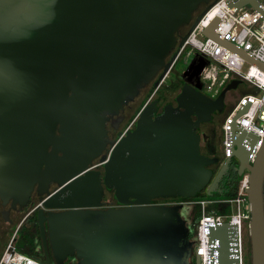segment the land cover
I'll use <instances>...</instances> for the list:
<instances>
[{
  "label": "water",
  "instance_id": "1",
  "mask_svg": "<svg viewBox=\"0 0 264 264\" xmlns=\"http://www.w3.org/2000/svg\"><path fill=\"white\" fill-rule=\"evenodd\" d=\"M211 1L0 0V198L21 210L38 184L41 236L46 248L49 238L57 261L77 253L79 264H188V254L175 247L186 234L172 238L165 228L182 221L179 206L152 200L193 197L210 182L207 166L217 159L201 153L197 128L223 111L240 81L209 97L200 80L208 61L194 57L181 74L186 84L177 106L166 104L154 117L158 100L148 102L170 68L180 28L194 20L192 29ZM202 4L207 8L194 18ZM245 5L261 10L258 0L232 3ZM217 23L204 34L264 70L224 41ZM151 82L134 128L116 142L108 139L109 117ZM246 135L237 138L234 156L239 177L248 171L251 264H264V143L251 164L242 145ZM98 158L105 161L103 175L93 167ZM51 182L58 187L54 194ZM105 188L114 190L120 207L104 208ZM45 208L63 210L46 214ZM234 236L229 222L211 229V240L220 242L219 264H238Z\"/></svg>",
  "mask_w": 264,
  "mask_h": 264
},
{
  "label": "built area",
  "instance_id": "2",
  "mask_svg": "<svg viewBox=\"0 0 264 264\" xmlns=\"http://www.w3.org/2000/svg\"><path fill=\"white\" fill-rule=\"evenodd\" d=\"M235 1L212 0L211 7L191 29L194 20L192 21L187 31L189 34L186 40L179 41L170 56V59L172 58L170 68L160 81L159 87L167 81L176 64L190 54L193 55V58L203 57L208 61L200 75L203 89L206 87L207 90L213 92L216 88L219 94L232 80L240 81L233 90H236L243 82L247 84L249 91L238 95L236 93L235 100L228 106V112L224 115L221 126L223 136L221 155L224 161L228 158H236L234 156V151L238 148L236 140L243 131H246L247 135L242 145L250 152L249 162L252 164L264 143V70L250 63L228 46L220 44L204 34V30L218 18L215 32L224 41L230 42L264 64V0H258L261 10L254 9L249 5L233 7L232 3ZM246 106H248L247 110L243 111ZM135 120L136 118L131 124ZM100 164L102 163L94 164L93 167ZM247 187L248 171H245L239 181L237 196L234 199L217 201L224 204L228 212L224 211L218 214L204 212L202 214L196 227V248L194 250V254L200 258L201 264H219L220 242L218 239L212 241L210 235L212 228L222 226L225 222L235 226V236L233 237L235 241L231 243L234 245L232 250L236 251L234 256L237 257L238 264H243L242 221L248 219L250 213V203L245 191ZM234 204L238 207V213L231 211ZM200 205L204 207V202H201ZM41 206L42 201L30 209L27 216ZM20 225L21 223L5 247L0 264H44L40 257L27 254L18 246L16 236Z\"/></svg>",
  "mask_w": 264,
  "mask_h": 264
},
{
  "label": "flooded vegetation",
  "instance_id": "3",
  "mask_svg": "<svg viewBox=\"0 0 264 264\" xmlns=\"http://www.w3.org/2000/svg\"><path fill=\"white\" fill-rule=\"evenodd\" d=\"M178 42L180 41V37L178 38ZM173 54V51L172 53ZM170 54V56H171ZM170 56L168 57L167 61H169ZM173 73V72H172ZM171 73V74H172ZM171 75L169 76L168 80L163 83L154 95L152 96L151 100L148 102L150 103L153 100H158V108L154 113V117H157L162 114L163 108L166 104H173L177 106L176 97L182 91L183 86L186 84V80L181 75H178L174 79H170ZM153 86V82L148 85H145L141 90L139 95L127 105L124 106V109L120 111L118 115L110 116L109 120L107 121V130H108V139L113 140L116 142L121 136H125L126 131L133 129L136 120L139 117L138 107H134V103L136 99L143 95V99L146 95L150 92ZM203 91V88H202ZM226 107V102H225ZM224 107V109H225ZM224 109L222 112H215L213 114L212 120L201 122L199 127L197 128V132L200 135V151L203 155L208 156L212 159H217L215 162L209 164L207 167L213 171L212 177L210 182L202 188L201 191L198 192V196L191 199V197H182V196H175V197H158L152 200L153 205H161L167 207H175L179 206L178 213L182 219L179 223H170L165 224V228L168 231V236L172 238L177 237H184L183 234H186V239H179L175 240V247L177 248V252L182 256L188 254L187 260L188 264H200L198 257L194 254V250L196 248V234H197V224L201 220L202 214L211 207H224V204H220L217 201H222V195L230 189V178H235V167L240 166V162L237 158H233L224 174L223 178L219 181L216 189L213 192H209V188L214 181V178L224 165L225 161L222 159L221 151H222V131L215 126L216 124V116L220 117L224 114ZM136 118L133 124L132 121ZM195 119V117H194ZM60 135L59 131L56 132ZM109 147V146H108ZM61 155L62 153L59 152ZM102 163L95 168L104 174V162L100 160V158L94 161V164ZM49 190L51 194H54L57 190V184L55 182H51L49 185ZM202 196L203 199L201 198ZM43 196L38 194V184L34 186V190L31 193L29 203L23 209H19L18 207L12 208L11 201L5 203L0 198V258L4 251V245L2 244V239L9 234L13 227L20 225V242L27 240L29 237L33 236L35 238L36 248L35 251L38 256L43 260L44 264H79L80 258L77 256V253L67 256L63 261H57L56 257L54 256L53 249L48 238V231H47V248L44 245L43 238L41 236V227L38 222V213L39 208L35 210L34 215L31 214L27 216L26 212L30 206H32L36 201L41 202ZM103 201H106L104 208L108 207H120L119 204L114 196V190H109L105 188L104 190V197ZM204 202V207L201 204ZM43 206V205H42ZM226 209V208H224ZM224 209H220L221 212H224ZM63 209L56 208V209H47L45 208V213L48 214L49 211H53L54 213L60 212ZM29 211V210H28ZM47 229V227H46ZM171 238V239H172ZM250 259H251V245H250Z\"/></svg>",
  "mask_w": 264,
  "mask_h": 264
},
{
  "label": "rangeland",
  "instance_id": "4",
  "mask_svg": "<svg viewBox=\"0 0 264 264\" xmlns=\"http://www.w3.org/2000/svg\"><path fill=\"white\" fill-rule=\"evenodd\" d=\"M189 27V26H187ZM193 58V55L190 54L189 56L187 55V57L185 56L184 58H182L177 64L175 69L173 70V73L171 74L170 79H174L175 77H177L178 75H181L184 71H186V69L188 68L189 63L191 62ZM168 80V79H167ZM204 93L206 95H208L209 97H213L216 98L218 96V92L216 91V88L214 89L213 92H210L209 90H207L206 87H204ZM249 91V87L247 84H245L244 82L240 84V86L236 89V90H231L227 93L226 95V107L224 109V114L221 115L220 117L216 116V124L215 126H217V128H219L220 131H222V123H223V118L224 115L228 112V106L232 104V102L235 100V96H237L240 93H245ZM237 93V95H236ZM144 95V93H143ZM143 95L140 94V96L136 99L135 103H134V107L137 108L138 110L140 108V106L142 105L143 101L145 100V98L143 99ZM137 110V111H138ZM39 201H36L32 206H30V209H32L36 204H38ZM220 209H224V207H219ZM28 210L26 212H28ZM211 210V211H210ZM214 207L207 209L205 212L206 213H213L214 211ZM231 211L233 213H238V207L236 204L233 205ZM35 212L31 213V215L33 216ZM18 228V225L16 227H13L11 229V231L9 232L8 235H6L3 239H2V244L4 245V249L7 246V244L10 242L11 238L13 237L14 233L16 232ZM242 229H243V241H244V248H243V264H251V259H250V235H249V220L248 219H243L242 221ZM20 230H18L17 232V244L20 242Z\"/></svg>",
  "mask_w": 264,
  "mask_h": 264
},
{
  "label": "trees",
  "instance_id": "5",
  "mask_svg": "<svg viewBox=\"0 0 264 264\" xmlns=\"http://www.w3.org/2000/svg\"><path fill=\"white\" fill-rule=\"evenodd\" d=\"M208 4H202L199 6L198 10L194 13V18H196L198 15H200L201 13H203L205 11V9L207 8ZM189 27H187V25L183 26L180 28L179 30V37L184 36L187 31H188ZM238 167H235V178H230V189H228V191L226 193H224L221 197L222 199H234L237 194H238V185H239V181L241 180V178L239 177L238 174ZM199 194L197 193L195 196H193V198L197 197ZM204 196H202L201 198L203 199ZM191 197V199H193ZM213 208V207H212ZM211 211V210H210ZM214 213H220L221 210L219 207H214ZM224 211L228 212V209H224ZM35 238L33 236L29 237L27 240L21 241L18 243V246L20 247V249H22L24 252H26L27 254L30 255H37L35 251L36 248V244H35ZM39 257V256H38Z\"/></svg>",
  "mask_w": 264,
  "mask_h": 264
}]
</instances>
